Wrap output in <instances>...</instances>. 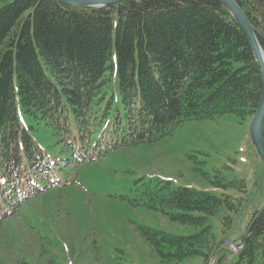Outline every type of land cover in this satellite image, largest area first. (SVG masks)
Here are the masks:
<instances>
[{"label":"trees","instance_id":"obj_1","mask_svg":"<svg viewBox=\"0 0 264 264\" xmlns=\"http://www.w3.org/2000/svg\"><path fill=\"white\" fill-rule=\"evenodd\" d=\"M3 1L0 210L19 190H33L31 178L47 188L43 173L55 164L32 132H48L55 139L51 146L63 143L73 155L92 160L155 143L183 121L229 114L245 121L256 113L259 68L236 20L216 0H126L102 8ZM234 1L258 30L264 54V0ZM208 181L220 195L174 187L169 180L135 188L136 205L197 228L180 236L141 227L163 262L201 257L205 264L217 244L209 219L217 218L224 234L233 226L229 214L240 205L238 198L235 208L233 194L246 192L243 182ZM221 251L213 264H264V211L234 261L225 262Z\"/></svg>","mask_w":264,"mask_h":264},{"label":"rangeland","instance_id":"obj_2","mask_svg":"<svg viewBox=\"0 0 264 264\" xmlns=\"http://www.w3.org/2000/svg\"><path fill=\"white\" fill-rule=\"evenodd\" d=\"M255 114L245 121L232 114L183 121L155 143L122 147L92 160L88 154L73 155L63 143L51 146L55 139L48 132H32L50 160L62 161L63 168L46 176L45 191L31 178L33 190H19L17 201L2 206L0 264H204L201 257L163 262L147 241L141 227L180 236L197 231L136 205L135 188L148 180H169L174 187L213 195L221 193L208 181L214 177L224 183L242 181L246 192L233 194L235 208L238 198L240 205L229 214V232H222L217 218L209 219L216 247L224 240L239 244L251 213L264 205V163L249 132ZM54 173L60 180L56 184ZM216 247L212 254L220 248L225 262L236 259L237 252L228 245ZM212 254L205 264H213Z\"/></svg>","mask_w":264,"mask_h":264},{"label":"water","instance_id":"obj_3","mask_svg":"<svg viewBox=\"0 0 264 264\" xmlns=\"http://www.w3.org/2000/svg\"><path fill=\"white\" fill-rule=\"evenodd\" d=\"M59 3L65 4L67 6L75 7V8H102L108 7L111 5H115L121 3L126 0H56ZM220 3L223 7H225L231 15L236 20L237 24L241 28L242 32L244 33L249 46L252 50L253 56L257 63L260 72V81H261V96L258 104V108L256 110V114L251 121L249 126L250 138L252 144L260 157V159L264 163V142H263V135H262V124L264 121V65H263V53L259 47V44L256 40L255 33L258 32L256 28H254L246 18L244 12L242 11L241 7L234 1V0H216ZM264 211V205L258 210L252 221L249 223L248 227L246 228L243 237L241 239V245L243 244L244 237L248 234L250 227L254 220ZM222 244H226L231 248L238 250L230 241L224 240L221 241L216 249L221 246ZM214 255V253L212 254Z\"/></svg>","mask_w":264,"mask_h":264},{"label":"bare ground","instance_id":"obj_4","mask_svg":"<svg viewBox=\"0 0 264 264\" xmlns=\"http://www.w3.org/2000/svg\"><path fill=\"white\" fill-rule=\"evenodd\" d=\"M262 58H263V65H264V56H262Z\"/></svg>","mask_w":264,"mask_h":264}]
</instances>
